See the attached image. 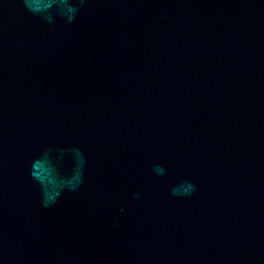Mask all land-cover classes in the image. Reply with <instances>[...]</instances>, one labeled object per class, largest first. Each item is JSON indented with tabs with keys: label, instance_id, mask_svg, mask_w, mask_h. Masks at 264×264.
<instances>
[{
	"label": "water",
	"instance_id": "obj_1",
	"mask_svg": "<svg viewBox=\"0 0 264 264\" xmlns=\"http://www.w3.org/2000/svg\"><path fill=\"white\" fill-rule=\"evenodd\" d=\"M0 264H264V0H0Z\"/></svg>",
	"mask_w": 264,
	"mask_h": 264
}]
</instances>
